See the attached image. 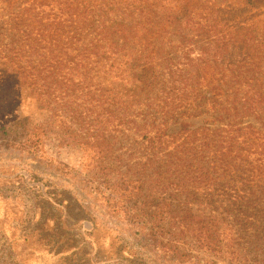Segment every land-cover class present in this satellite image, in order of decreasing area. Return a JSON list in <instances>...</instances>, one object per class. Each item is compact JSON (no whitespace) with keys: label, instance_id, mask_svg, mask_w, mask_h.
Listing matches in <instances>:
<instances>
[{"label":"trees","instance_id":"trees-1","mask_svg":"<svg viewBox=\"0 0 264 264\" xmlns=\"http://www.w3.org/2000/svg\"><path fill=\"white\" fill-rule=\"evenodd\" d=\"M12 1L19 0L0 4ZM22 1L14 12L0 5L13 12L12 23H0V140L30 153L69 135L96 149L109 172L86 176L105 186L107 212L154 246L160 263L191 259L180 242L192 238L214 257L231 253L237 264H264V150L240 149L249 132L260 130L244 119L264 121L263 72L242 21L233 24L196 0ZM69 26L74 35L61 44ZM42 37L51 38L45 52ZM139 111L152 146L169 147L176 127L192 142L170 156L172 173L183 175L175 185L185 200L162 195L171 185L167 176L147 180L112 168V129L137 123ZM201 117L220 125L212 130L195 121ZM211 155L231 173L240 157L238 168L248 172L240 198L219 201L206 191L219 182Z\"/></svg>","mask_w":264,"mask_h":264},{"label":"rangeland","instance_id":"rangeland-1","mask_svg":"<svg viewBox=\"0 0 264 264\" xmlns=\"http://www.w3.org/2000/svg\"><path fill=\"white\" fill-rule=\"evenodd\" d=\"M92 1L102 5L115 0ZM196 1L206 3L214 11L221 10L224 19L233 24L242 21L248 28L247 38L251 44L248 51L261 64L263 74L260 84H264V0ZM0 5L9 6L14 12L25 4L19 0L12 1L10 5L8 2ZM0 13V23H12V13L4 14L2 10ZM74 31L73 27H66L62 31L65 34H62L61 44L67 42L66 39L73 36ZM58 33L53 30V39H58ZM46 37H42L41 52L47 51L50 45L51 38ZM52 63L57 66L55 59ZM47 67L52 71V66ZM64 71L60 73H66L67 69ZM141 113L138 112L137 123L123 125L117 132L112 129V134L116 136V156L112 160V168L141 175L147 180H152L153 176L161 179L167 176L171 185L162 195L168 199L179 195L175 203L180 199L185 200L180 188L175 185L180 186L183 175L172 173L170 156L173 151L180 152L175 149L184 152L181 146L183 142L189 145L192 142L176 127L175 135L165 136L169 137V147L166 143H163V147L152 146L144 136L147 130ZM157 114L163 116L162 112ZM205 118L195 121L203 126H211L212 130L220 125L213 117L206 122L203 121ZM244 122H252L260 130L257 133L249 132L247 142L241 137L243 144H240V149L244 147L245 154L249 151L260 153L264 150V121L246 117ZM170 127L174 128L175 125ZM207 140L211 143L210 138ZM203 148L209 151L212 146ZM99 156L96 149L78 145L69 135L52 137L30 153L7 147L0 140V264H163L154 259V255L159 254L154 246L151 249L143 245L125 220L107 212L105 186L99 181L90 182V176H86L91 170L99 174L109 172L99 165ZM216 160L213 155L210 156V165L217 164L215 176L219 182L213 181L206 191L209 194L214 192V199L219 201L240 198L245 193L243 188L248 178V172L238 168L240 157L232 165V173ZM159 173L160 177L157 175ZM200 191L203 192L202 189ZM193 206L199 210L204 207L211 209L208 203L201 206L195 203ZM220 211H223V207ZM180 245L185 251L193 253L192 258L187 261L173 260L169 264L238 263L231 253L221 258L214 257L204 248L200 249L192 238L181 240Z\"/></svg>","mask_w":264,"mask_h":264}]
</instances>
